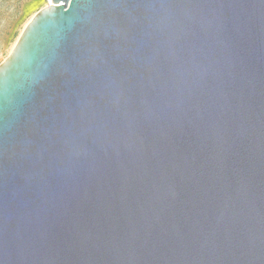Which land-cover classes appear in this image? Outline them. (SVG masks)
Wrapping results in <instances>:
<instances>
[{
  "label": "water",
  "instance_id": "1",
  "mask_svg": "<svg viewBox=\"0 0 264 264\" xmlns=\"http://www.w3.org/2000/svg\"><path fill=\"white\" fill-rule=\"evenodd\" d=\"M0 264H264V0H51L0 65Z\"/></svg>",
  "mask_w": 264,
  "mask_h": 264
},
{
  "label": "rangeland",
  "instance_id": "2",
  "mask_svg": "<svg viewBox=\"0 0 264 264\" xmlns=\"http://www.w3.org/2000/svg\"><path fill=\"white\" fill-rule=\"evenodd\" d=\"M28 0H0V65L14 49L24 28L35 14L24 17L23 8ZM45 0L42 8L47 7Z\"/></svg>",
  "mask_w": 264,
  "mask_h": 264
},
{
  "label": "crops",
  "instance_id": "3",
  "mask_svg": "<svg viewBox=\"0 0 264 264\" xmlns=\"http://www.w3.org/2000/svg\"><path fill=\"white\" fill-rule=\"evenodd\" d=\"M45 0H28L26 1L24 8H23V14L24 17H28L30 14H36L38 11L42 9V4Z\"/></svg>",
  "mask_w": 264,
  "mask_h": 264
},
{
  "label": "built area",
  "instance_id": "4",
  "mask_svg": "<svg viewBox=\"0 0 264 264\" xmlns=\"http://www.w3.org/2000/svg\"><path fill=\"white\" fill-rule=\"evenodd\" d=\"M48 1V3H50V0H47Z\"/></svg>",
  "mask_w": 264,
  "mask_h": 264
},
{
  "label": "bare ground",
  "instance_id": "5",
  "mask_svg": "<svg viewBox=\"0 0 264 264\" xmlns=\"http://www.w3.org/2000/svg\"><path fill=\"white\" fill-rule=\"evenodd\" d=\"M50 2H51V0H50Z\"/></svg>",
  "mask_w": 264,
  "mask_h": 264
}]
</instances>
